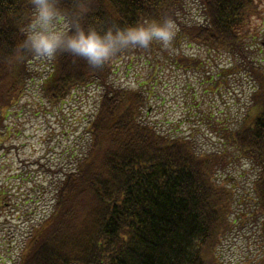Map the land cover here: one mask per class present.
Wrapping results in <instances>:
<instances>
[{"label":"trees","instance_id":"trees-1","mask_svg":"<svg viewBox=\"0 0 264 264\" xmlns=\"http://www.w3.org/2000/svg\"><path fill=\"white\" fill-rule=\"evenodd\" d=\"M27 4L0 0V129H5L3 121L33 80L34 60L15 67L7 63L19 26L9 9L20 7L27 13ZM163 13L174 17L178 37L188 45L232 59L223 78L238 79L244 71L251 81L248 101L239 108L243 116L225 122L228 148L199 153L190 137L158 132L142 121L144 96L109 81L115 64L149 55L150 49L162 51L158 43L118 56L99 70L82 59L57 56L38 78L39 91L50 103H62L73 91L90 85L99 87L101 94L86 128L85 148L52 185L51 213L33 232L19 264H224L217 254L234 227L235 197L216 177L234 157L256 170L249 214L261 243L258 256L247 264H264V67L245 50L247 27L261 14L259 3L92 0L90 20L116 18L135 24ZM189 62L204 66L199 59Z\"/></svg>","mask_w":264,"mask_h":264},{"label":"rangeland","instance_id":"rangeland-1","mask_svg":"<svg viewBox=\"0 0 264 264\" xmlns=\"http://www.w3.org/2000/svg\"><path fill=\"white\" fill-rule=\"evenodd\" d=\"M257 1L261 14L247 27L245 50L264 67V0ZM161 49L122 59L109 81L144 96L146 116L142 121L157 131L190 137L199 153L224 151L228 148L224 129L243 116L244 109L239 108L248 101L252 84L246 72L240 71L238 79L223 78L222 72L232 65L230 57L188 45L178 34L167 49ZM192 59L204 66H191ZM49 66L50 61L31 63L30 72L37 78L10 112L6 129H0L7 146L0 155V264H19L31 234L49 217L54 203L52 185L58 184L60 173L85 148L86 128L101 94L92 85L75 91L64 103L52 105L43 99L37 81ZM231 160L216 180L234 194L235 222L217 256L224 264H247L258 256L261 243H257L259 233L249 214L256 170L235 157Z\"/></svg>","mask_w":264,"mask_h":264},{"label":"clouds","instance_id":"clouds-1","mask_svg":"<svg viewBox=\"0 0 264 264\" xmlns=\"http://www.w3.org/2000/svg\"><path fill=\"white\" fill-rule=\"evenodd\" d=\"M27 8V13L20 7L9 9L19 22L18 39L7 57L9 67L67 54L99 70L118 56L148 50L153 43L167 49L178 29L168 13L135 24L116 18L92 22V0H68L67 6L65 0H28Z\"/></svg>","mask_w":264,"mask_h":264},{"label":"bare ground","instance_id":"bare-ground-1","mask_svg":"<svg viewBox=\"0 0 264 264\" xmlns=\"http://www.w3.org/2000/svg\"><path fill=\"white\" fill-rule=\"evenodd\" d=\"M13 108H14V107H13ZM13 108H12V109H13Z\"/></svg>","mask_w":264,"mask_h":264}]
</instances>
